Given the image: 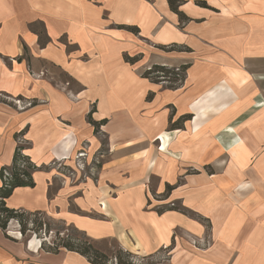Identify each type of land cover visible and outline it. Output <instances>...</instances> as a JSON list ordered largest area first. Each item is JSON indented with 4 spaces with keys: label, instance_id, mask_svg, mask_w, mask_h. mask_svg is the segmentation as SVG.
<instances>
[{
    "label": "crops",
    "instance_id": "obj_1",
    "mask_svg": "<svg viewBox=\"0 0 264 264\" xmlns=\"http://www.w3.org/2000/svg\"><path fill=\"white\" fill-rule=\"evenodd\" d=\"M175 1L0 0V170L38 167L6 206L150 264H264V0ZM9 230L0 264H91Z\"/></svg>",
    "mask_w": 264,
    "mask_h": 264
},
{
    "label": "trees",
    "instance_id": "obj_2",
    "mask_svg": "<svg viewBox=\"0 0 264 264\" xmlns=\"http://www.w3.org/2000/svg\"><path fill=\"white\" fill-rule=\"evenodd\" d=\"M169 2L171 7L174 8L176 1L169 0ZM125 59L130 63L136 62V58L131 56H126ZM186 68V66H181L179 67V71H177L176 69L172 70L164 66L155 65L150 70H147L143 76L155 82H167L169 87L177 88L185 79ZM24 150V144H19L14 154L12 166L10 168L2 167L0 170V227L6 231L9 223L15 220L20 224L22 235L26 232L25 218L40 214H27L6 206V199L10 197L14 189L34 186L32 172L37 170L38 167L24 154ZM49 231L50 229L47 225L46 234ZM83 234L86 236V239L67 237L61 239L58 243L54 242L49 247L42 241L41 248L53 253H57L60 250L76 252L84 256L91 264H137L134 260L135 255L124 250L116 239H105V241L112 242L118 246L116 253L108 255L95 245L96 242L94 240L89 238L85 233Z\"/></svg>",
    "mask_w": 264,
    "mask_h": 264
},
{
    "label": "rangeland",
    "instance_id": "obj_3",
    "mask_svg": "<svg viewBox=\"0 0 264 264\" xmlns=\"http://www.w3.org/2000/svg\"><path fill=\"white\" fill-rule=\"evenodd\" d=\"M145 43H147V42L145 41ZM147 45H150V47L153 46L150 42H148ZM148 66L147 67L150 70V68H152V67H150V65H148ZM21 105L24 106L22 104V102H21ZM86 162H83V164H84L83 167H79V166H77V167L79 169H81L84 173H86V172L89 173L90 172V170H89L90 166H88ZM61 169L69 177L75 179L76 174H75V171L73 169H71L69 167H61ZM47 225L50 229L48 234H46ZM25 226H26L25 234L24 235L21 234L22 235L21 236L20 233H18L16 236L19 237L21 240L26 241V242L31 240L30 245L35 244L36 247L39 246L41 241H44L46 246L49 247V245L53 244L54 242L58 243L61 239L67 238V237L86 239V236L83 234V232H80L74 226L68 225V224L60 221L59 219H56L52 216L45 215V214L32 215L30 217L25 218ZM15 228H17L18 232H21V227H20L19 222L13 220L9 223L8 229H10L9 231L12 232V234H14V236H15V233H14ZM92 240H94L96 242L95 245L99 249H101L103 252L107 253L108 255H112V254L116 253V251L118 250V246H116L112 242L110 243L108 241H105V239H99V240L92 239ZM169 259H170V251H168V249H167V250L163 251V256H161L160 258H156V260H154V262H157L158 260L169 261ZM134 260L138 261L139 263H143V264L152 263V261L150 259L142 260V257H139V256H135ZM161 263H163V262H161Z\"/></svg>",
    "mask_w": 264,
    "mask_h": 264
},
{
    "label": "built area",
    "instance_id": "obj_4",
    "mask_svg": "<svg viewBox=\"0 0 264 264\" xmlns=\"http://www.w3.org/2000/svg\"><path fill=\"white\" fill-rule=\"evenodd\" d=\"M176 70L179 71V68H176ZM15 103H16V105H18V107H19V106L22 107V105H21V101H20V100L15 101ZM86 157H87V153H86L84 150L79 152V154H78V156H77V165H78L79 167H83V166H84V164H83V160H84ZM41 246H42V243H41ZM135 262H136L137 264H142V263H139V262L136 261V260H135Z\"/></svg>",
    "mask_w": 264,
    "mask_h": 264
}]
</instances>
